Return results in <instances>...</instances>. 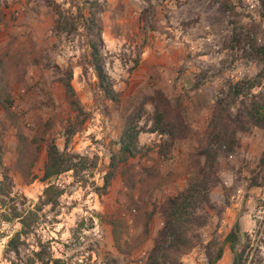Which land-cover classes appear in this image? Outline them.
I'll return each instance as SVG.
<instances>
[{"label": "rangeland", "instance_id": "obj_1", "mask_svg": "<svg viewBox=\"0 0 264 264\" xmlns=\"http://www.w3.org/2000/svg\"><path fill=\"white\" fill-rule=\"evenodd\" d=\"M230 1L237 7L235 17L218 0H74L73 5L70 0H0L5 21L0 54L8 53L14 111L30 138L45 139L26 180L15 169L17 132L0 107V180L3 173L10 178L6 194H0V264H148L164 227L165 206L194 181L196 162H204L198 154L207 146L217 97L262 68L250 58L248 44H264L263 7L258 0ZM57 6L72 15L59 32ZM233 20L245 29L240 46L232 49ZM99 33L120 104L103 93L92 66L90 42ZM68 81L75 96L68 92ZM156 91L171 100L191 131L188 140L170 148L167 136L152 132ZM263 92L264 84L255 90ZM142 100L147 101L140 121L145 131L126 167L137 187L127 189L118 173L105 191L130 104ZM238 109L241 99L234 113ZM237 138L239 147L218 153L209 200L196 210L195 245L177 264H208V253H215L237 225L242 237L237 248L249 238L250 261L264 264V130L253 127ZM54 143L71 169L45 180L48 148ZM149 169L165 179L151 193L156 214L150 235L123 254L115 248L111 221H124L125 241L142 234L136 206ZM49 186L55 188L52 203L45 196ZM19 216H29L31 227L14 252L9 242L22 231ZM218 264H234L229 244Z\"/></svg>", "mask_w": 264, "mask_h": 264}, {"label": "trees", "instance_id": "obj_2", "mask_svg": "<svg viewBox=\"0 0 264 264\" xmlns=\"http://www.w3.org/2000/svg\"><path fill=\"white\" fill-rule=\"evenodd\" d=\"M72 5L74 0H70ZM222 3L224 9L235 17L237 7L230 0H218ZM263 7L262 18L264 19V0H258ZM98 5V2L92 3ZM58 19L56 21V31L63 30V24L67 23L72 15L65 12L60 6L56 7ZM0 10V25L5 21ZM95 17V16H93ZM234 31L231 38V48L240 46L244 37L245 27L240 22H232ZM100 43H102L101 34L98 39L91 40V59L92 66L99 80V85L106 97L115 104H120V94L115 90L112 80L106 72L104 61L100 52ZM249 56L252 60L262 64L259 73L251 78L238 81L228 86L227 92H222L217 97L216 105L211 123L206 130L207 146L198 154L203 157L204 162L197 161L195 164L196 175L194 181L184 191L171 198L164 208V227L159 235L156 244L151 251L148 264H177L182 255L186 254L195 245L197 216L196 210L203 203L209 200L210 191V173H214L215 163L219 151L224 147L233 150L240 146L237 135L238 133H248L253 127L264 130V92L255 93L257 88L264 84V44L257 40L249 42ZM68 92L75 96L74 88L70 81L66 83ZM242 100V109L234 113L235 106ZM73 105L82 112L80 102L74 100ZM146 100L140 103H131L133 107L126 114V127L118 142L119 148L114 151L111 158L110 172L106 176L104 190L108 188L111 180L120 173L124 185L127 189L134 191L137 184L129 176L127 164L135 157L139 145L140 136L144 129L140 126V121L146 115ZM0 107L3 109L8 121L16 130L17 138V160L15 169L26 180L32 177L33 168L37 163L42 146L45 143L44 136L37 134L30 138L20 123L19 115L14 111L13 95L11 86L10 64L8 53L0 54ZM81 107V108H80ZM152 132L161 136H167L169 139L168 148L176 142H185L190 136V127L185 122L184 116L171 103V100L162 92L156 91L154 96V115H153ZM163 154V152L161 153ZM70 160L67 155L63 154L58 146L54 143L48 148V161L45 167L44 179L48 180L54 176L61 175L70 168ZM4 168L3 153L0 147V170ZM0 194H6L7 183L10 180L8 173L1 174ZM164 177L156 169L147 170V176L140 183V193L136 208V223L141 226L143 232L140 236L132 239V242L125 241L126 224L124 221L115 219L111 221L112 233L115 248L123 254L131 253L138 249L150 235L151 223L155 217L156 209L152 204L151 193L159 189ZM8 188V187H7ZM55 188L49 186L45 191L47 202L52 203L51 191ZM22 225V231L17 233L9 242V248L17 252L16 241L30 229L29 216L23 218L19 216ZM246 242L243 249L237 247L242 243L241 232L237 225L224 242L216 245L215 253H208V264H218L224 256L226 245L229 244L234 253V264H253L246 254L250 241Z\"/></svg>", "mask_w": 264, "mask_h": 264}]
</instances>
